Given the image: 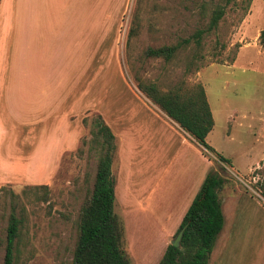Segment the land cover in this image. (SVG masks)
Segmentation results:
<instances>
[{"label":"rangeland","instance_id":"obj_1","mask_svg":"<svg viewBox=\"0 0 264 264\" xmlns=\"http://www.w3.org/2000/svg\"><path fill=\"white\" fill-rule=\"evenodd\" d=\"M63 2L75 6L78 1ZM84 2L88 14L86 9L81 15L15 17L41 34L26 48L0 40V264L12 214L21 220L14 264H73L81 211L100 156L92 143L98 114L117 139L116 212L126 226L132 264L160 262L208 171L228 181L220 191L222 201L247 202L244 216L252 221L264 216V52L259 40L264 0ZM221 7L224 16L209 31ZM199 30L204 33L198 44ZM186 39L191 42L171 61L145 56L148 47ZM137 78L164 91L204 85L215 119L207 141L229 163L204 154L141 91ZM129 127L135 137L127 133ZM133 159L139 170L131 193L133 166L128 163L124 172V163ZM136 204L141 212L134 211ZM260 230L264 223L230 228L229 249L237 250L238 264L257 261L254 253L264 250Z\"/></svg>","mask_w":264,"mask_h":264},{"label":"trees","instance_id":"obj_2","mask_svg":"<svg viewBox=\"0 0 264 264\" xmlns=\"http://www.w3.org/2000/svg\"><path fill=\"white\" fill-rule=\"evenodd\" d=\"M224 13L222 7L214 11L209 31L218 26ZM137 32L133 29L131 36ZM203 33V30H199L194 35L196 43H200ZM259 40L264 52V29L260 32ZM190 42L191 39H186L173 45L148 47L145 56L171 61ZM137 80L141 91L193 136L206 155L213 153L221 162L229 163L207 141L215 127V119L204 85L198 83L190 88L176 86L164 91L154 82ZM94 126L92 143L100 148V156L93 188L82 207L73 264H132L125 247L126 226L116 212V179L112 167L118 148L117 139L101 115L95 117ZM227 182L216 170L207 174L177 231L178 234L186 226L181 245L169 244L158 264H209L225 222L220 191ZM44 186L46 188L47 185ZM261 191L264 194V189ZM20 223L21 220L12 214L7 228L3 264L15 263V242L19 237Z\"/></svg>","mask_w":264,"mask_h":264},{"label":"crops","instance_id":"obj_3","mask_svg":"<svg viewBox=\"0 0 264 264\" xmlns=\"http://www.w3.org/2000/svg\"><path fill=\"white\" fill-rule=\"evenodd\" d=\"M77 1L78 2L76 5L78 7L76 5L74 6V4H72L71 2H69L68 5L64 4L63 0H1V2H0V18L2 16H7V17L10 16L12 18H9L10 20L9 19L4 20L3 22L0 20V40L3 42L6 38L8 41L10 40L11 42H13L14 45L19 43L22 47H25V48L30 46L31 43H33L37 40V38H41V34L39 33L38 30H36L35 27L29 25L25 21L24 22L21 21L18 24L17 19L15 21V17H28V16H34V15L40 16V15H45V14H50L52 16H58V15H62L64 12L77 13V14L81 15L82 13H84V11L86 9H87L86 13L88 14L89 13V7L87 6L88 4H86L84 2L85 0H83V1L80 0L81 2H79V0H77ZM8 21H9V23H8ZM1 23H3V25ZM5 23H6V25H5ZM35 32H36V34H35ZM53 32L56 33L55 31H53ZM5 34H7L6 37L4 36ZM43 35H44V33H43ZM45 37L49 38V31L46 32ZM55 37L57 38V36H55ZM169 119L172 122H174L176 124V126L180 127L178 123L173 121L171 118H169ZM132 123H134V122H132ZM129 130H132V127H129V129L127 130V133L129 135H131L132 137H135V133L130 132ZM182 131L186 132L183 129H182ZM188 135H190V134H188ZM190 137L192 138V140L195 141L193 136L190 135ZM208 137H209V135H208ZM208 137H207V140H208ZM133 139H134V142H137L136 138H133ZM129 140H130V138L127 139L128 143H125V144L130 145ZM168 142L170 143V141H168ZM170 144H172V143H170ZM127 150L130 151L131 147L127 148ZM138 150L139 149L136 150V157L138 156ZM203 158L205 160L207 159V157H205V156ZM132 161L133 162H131V160H128V161L126 160L124 163V172L126 169V165L128 163H130V166H133V169L131 171H129L130 174H128L129 178L131 177L132 186H133V187L128 186V189H130L131 193H133L135 190V185L133 184L134 183V177L137 173V170H139L135 165V164H137L136 159L135 160L133 159ZM208 161H209L208 163L211 164L210 160H208ZM134 162H135V164H134ZM252 169H253V167L248 171V173L251 172ZM208 173H209V171H208ZM206 176H207V174L206 175L204 174V176H203L204 180H205ZM234 192L237 195L240 193L238 186H236V190ZM117 196H118V192H117V187H116V198H117ZM131 196H132V199L130 197V202L134 203L136 197L133 194ZM174 196L176 199L175 194H174ZM116 201H117V199H116ZM221 202H222V208H223V213H224V217H225V222H224L223 229L220 232V234L218 235L217 240H216L218 248L216 247L217 245L215 243L214 249H213L211 256H210V259H209V264H212L211 262L213 259H215L218 264H238L237 250L233 249L230 251V249H229V244L231 243L230 242L231 238L230 239L228 238L230 236V234H229L230 228H233L234 225L237 223L243 224V223H247V222H254L255 224H258V225L263 224L264 223V216L263 215H262V217L259 216L255 221H252V219H249V216H244V215L248 214L247 210H245L249 207L247 202L242 201V200H237V201H233V202H231L230 200L227 202H224L221 200ZM223 202L225 203L226 209H228V212L230 213L229 218H227L226 211L224 210ZM187 204L185 205L184 208L187 207ZM138 207H139V205L136 204L134 211H139ZM139 212H141V211H139ZM225 226L226 227L228 226V228L226 229ZM260 231L264 232V230H260ZM232 234L233 233H231V236H233ZM254 255H255L256 260H257V261H255L256 264H264V250H262V251L259 250L258 254L254 253Z\"/></svg>","mask_w":264,"mask_h":264},{"label":"water","instance_id":"obj_4","mask_svg":"<svg viewBox=\"0 0 264 264\" xmlns=\"http://www.w3.org/2000/svg\"><path fill=\"white\" fill-rule=\"evenodd\" d=\"M185 230H186V226L183 227V228L178 232V234L176 235L175 239L172 240V242H171L172 245L177 246V247H179V246L181 245V242H182V239H183V236H184Z\"/></svg>","mask_w":264,"mask_h":264},{"label":"bare ground","instance_id":"obj_5","mask_svg":"<svg viewBox=\"0 0 264 264\" xmlns=\"http://www.w3.org/2000/svg\"><path fill=\"white\" fill-rule=\"evenodd\" d=\"M7 131V130H6Z\"/></svg>","mask_w":264,"mask_h":264}]
</instances>
